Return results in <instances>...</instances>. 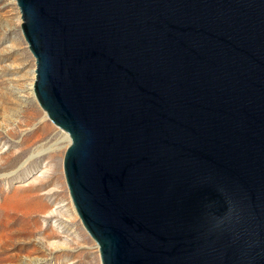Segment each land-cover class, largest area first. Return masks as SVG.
Wrapping results in <instances>:
<instances>
[{
  "label": "water",
  "instance_id": "1",
  "mask_svg": "<svg viewBox=\"0 0 264 264\" xmlns=\"http://www.w3.org/2000/svg\"><path fill=\"white\" fill-rule=\"evenodd\" d=\"M15 1L101 264H264V0Z\"/></svg>",
  "mask_w": 264,
  "mask_h": 264
},
{
  "label": "rangeland",
  "instance_id": "2",
  "mask_svg": "<svg viewBox=\"0 0 264 264\" xmlns=\"http://www.w3.org/2000/svg\"><path fill=\"white\" fill-rule=\"evenodd\" d=\"M21 25L16 1L0 0V264H101L66 184L65 132L30 94L36 63ZM29 187L51 192L44 205L59 216L40 213L37 199L26 197Z\"/></svg>",
  "mask_w": 264,
  "mask_h": 264
},
{
  "label": "bare ground",
  "instance_id": "3",
  "mask_svg": "<svg viewBox=\"0 0 264 264\" xmlns=\"http://www.w3.org/2000/svg\"><path fill=\"white\" fill-rule=\"evenodd\" d=\"M33 83H35V81L34 82H32V84L30 85V94H31V96L32 97H34L35 95H34V84ZM45 112V111H44ZM46 113V112H45ZM46 116H47V114H46ZM44 129H50L49 128V126L48 125H46L45 127H44ZM64 135L66 136V138H67V140H68V146H67V148L69 147V145H70V143H71V140H70V138H69V136H68V134L67 133H64ZM24 153V152H23ZM59 158V157H58ZM58 160V159H57ZM17 164V163H16ZM61 166V165H60ZM59 168H61V167H59ZM44 173H42L41 172V174L39 175L40 177V179H43V175L45 174L46 175V173H47V171H43ZM44 175V176H45ZM25 176H28V173H25V175H24V177ZM59 181V180H58ZM36 188V187H35ZM35 188H31V187H29L27 190H26V197L27 198H35V199H37V201L36 202H38V205H39V212L40 213H42L43 215H45L46 217H50V218H52V217H57V216H59V212H57L56 213V211H55V209L53 210V209H48L45 205H44V201H46V198H50V195H52V193L51 192H49L48 194H45V195H39L38 193L40 192H38V190L37 191H33V190H35ZM38 192V193H37ZM54 194V193H53ZM24 201H25V199H24ZM26 202V201H25ZM36 205H37V203H36ZM38 207V206H37ZM75 209V208H74ZM36 211V210H35ZM74 211H76V210H74ZM75 213V212H74ZM76 216H78L77 215V213H76ZM72 221V220H71ZM58 229V228H57ZM59 230V229H58ZM57 233H60L59 231H56L55 230V235L57 234ZM64 234V233H63ZM48 236V235H47ZM57 236V235H56ZM63 246V244L62 245H58V244H55V248L56 249H59V248H61ZM98 248V251H99V247H97ZM100 254V253H99Z\"/></svg>",
  "mask_w": 264,
  "mask_h": 264
}]
</instances>
